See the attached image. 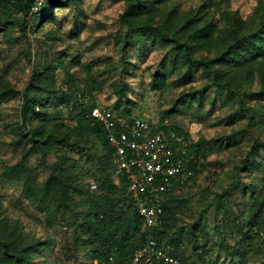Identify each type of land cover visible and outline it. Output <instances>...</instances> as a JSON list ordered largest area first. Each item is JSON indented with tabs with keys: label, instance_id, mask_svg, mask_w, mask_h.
<instances>
[{
	"label": "rangeland",
	"instance_id": "obj_1",
	"mask_svg": "<svg viewBox=\"0 0 264 264\" xmlns=\"http://www.w3.org/2000/svg\"><path fill=\"white\" fill-rule=\"evenodd\" d=\"M126 6L127 0H79L77 6L54 8L53 17L36 28L16 13L8 19L7 30L0 32V221L15 227L22 243L40 244L41 249L30 254L36 264H95L78 224L88 214L91 197L102 199L107 191L96 188L90 197L72 193L64 200L57 172L68 168L79 187L89 188L101 173L97 158L105 149L100 140L73 121L75 109L63 105L58 114L50 108L47 117H62L58 131L60 135L71 132L68 142L32 153L27 152L31 143L21 138L27 131L20 113L21 93L34 69L50 67L57 96L71 94L76 87L83 93V102L112 107L120 86L125 95L119 99V108L130 107L134 115L157 121L166 110H179L166 119L186 131L193 142L195 172L170 196H161L173 209V227L165 240L184 228L182 264H228L231 247L243 239L242 225L255 215L249 191L243 194L242 186L232 195L228 191L236 179L259 188L264 176V150L257 155L262 171L241 169L254 145L264 143V100L257 95L264 57L227 76L236 88L233 96L225 84L219 85L199 67L180 77L169 65L170 42L151 45L150 39H141V52L138 37L131 36V50L125 57L118 40L125 32L120 15ZM173 7L181 23L186 21L184 30L178 28L180 24L171 30L182 39L193 28L210 24L208 37L194 44L195 58H214L234 31L239 36L255 31L264 20V0H168L157 4L154 25ZM213 66L221 73L227 71ZM158 74L165 76L156 88L153 78ZM189 92L192 96L182 101ZM9 167L12 172H7ZM120 193L117 189L115 194ZM46 214L55 222L48 221ZM191 235L197 240V253ZM235 261L264 264V241L255 238L245 244L243 258Z\"/></svg>",
	"mask_w": 264,
	"mask_h": 264
},
{
	"label": "trees",
	"instance_id": "obj_2",
	"mask_svg": "<svg viewBox=\"0 0 264 264\" xmlns=\"http://www.w3.org/2000/svg\"><path fill=\"white\" fill-rule=\"evenodd\" d=\"M166 1L168 0H127V6L120 15V21L125 27V32L118 40L122 44L123 55L127 57L125 53L127 51L129 53L131 50V36L138 37L137 42L141 45L138 49L141 52L142 46H144L141 39H150L151 45L156 43L166 45L170 42L173 46L171 47L169 65L172 66V70L178 71L180 77L187 75L186 72L191 68L199 67L207 74L212 75L213 80L218 81L219 85L225 84L232 95L236 88L232 86V77L227 76L240 73V70L246 69L251 62L264 57V20L261 21L260 27L255 31H249L241 36L238 35L237 31H234L231 39L219 49L214 58H195L193 57L194 44L201 43L208 37L210 32L207 29L210 24L193 28L187 37L182 39V37H179L178 31L171 30L172 26H176V24H180L178 28L181 27V30H184L182 27L186 25L184 24L186 21L181 23V19L176 14L175 7H173L165 11L160 24L154 25L153 17L157 4ZM35 2L36 0H0V32L7 30L11 23L8 19L16 13L22 14L25 18L24 23H31L36 28L53 17L54 8L77 6L79 0H43V4L37 12L32 10ZM125 63L129 62L125 60ZM213 65L222 66L227 71L221 73L220 69H213ZM259 66L262 86L257 95L264 100V63L260 62ZM181 68H185V72ZM164 76V74L155 76L153 86L156 87L157 81L164 79ZM53 84L54 79L50 67H46L44 70L39 68L32 71L29 82L21 93L20 113L24 128L27 130L21 135V138L31 143L27 152L32 153L40 151L44 153L54 148L56 143L68 142L71 132L65 131L63 135H60L58 131V128L62 125L59 119H62V117L59 116L54 119L51 117L52 115L50 118L47 117L50 108H53L58 114L60 106L63 105L64 108L75 109L73 121L76 124L78 123L81 128L85 125L100 140L105 149L104 155L97 158L101 173L99 177L94 176L89 188L84 190L79 187L76 177L68 168L57 172V179L63 187L64 200L69 199L72 193L85 194L90 197L96 188H99L102 192L107 191L106 195H101L102 199L99 196L91 197L92 205L88 210V214L78 224L80 235L84 244L89 247L92 260L102 262L107 256L113 254L118 264H127L131 260L134 251L151 238L159 246L168 247L170 253L178 260V264H182L180 250L183 246V239L187 237L184 234V228L173 231L170 238L165 240L168 231L173 227V209L169 201L162 203L163 211L160 221L156 225L147 226L138 214L135 200L127 192V181L123 177H115L113 173L111 174L113 169L110 159L112 150L106 138V130L100 123L94 122L90 117V111L95 106L107 107L125 116H138L131 113L130 107L119 108L121 103L119 99L125 95L124 89L119 86L117 91L119 98H117L115 105L111 107L99 104L89 105L83 102V93L76 87H74L75 89L71 94L62 93L57 96L58 90L55 89ZM32 91H34V94L29 95V92ZM192 94L189 92L183 95L182 101L186 96L191 97ZM198 101L200 102V99ZM178 111L175 108L168 109L163 112L164 114L159 120L166 119V117ZM35 122L38 125L35 126ZM261 122L264 125V120ZM171 125L175 131L183 133L189 138L186 131L176 125ZM194 150L195 146L191 141L189 147L190 161L187 167L191 168L193 172H195V158L192 156ZM260 150H264V143L254 145V148L248 154L249 156L243 160L242 170L262 171V161L257 159ZM12 170L13 167H9L7 172H12ZM260 181L262 185L258 188L255 183L244 185L236 179L231 185L232 190L228 191L232 195L233 190H239L242 186L243 194L246 190L249 191L254 202L253 207H255L254 217L242 225L244 230L242 241L231 247L230 255L232 258L228 264H239L235 259L240 261L243 258L245 244L249 245L255 238L264 241V237L260 235L261 231L264 232V176ZM175 187L174 184L172 189L162 190L160 195L170 196ZM46 189L45 187L43 198L46 197ZM117 189L121 190L119 195L115 194ZM57 211L58 207L54 212ZM45 217L51 223L55 222L49 215L46 214ZM190 240L193 244V251L197 253V240L194 239L193 235L190 236ZM38 247L41 249L39 243L27 245L22 243L16 234V228L5 221H0V264H36L30 254Z\"/></svg>",
	"mask_w": 264,
	"mask_h": 264
},
{
	"label": "built area",
	"instance_id": "obj_3",
	"mask_svg": "<svg viewBox=\"0 0 264 264\" xmlns=\"http://www.w3.org/2000/svg\"><path fill=\"white\" fill-rule=\"evenodd\" d=\"M43 0H36L38 11ZM94 122L106 130L111 147L113 175L127 181V192L135 200L138 214L147 226L156 225L162 214L161 191L172 185L188 183L194 175L187 167L190 161V138L172 128L168 119L150 121L139 116H125L95 106L90 111ZM260 235L264 237V232ZM178 264L168 247L149 239L137 248L127 264ZM95 264H118L115 255Z\"/></svg>",
	"mask_w": 264,
	"mask_h": 264
}]
</instances>
